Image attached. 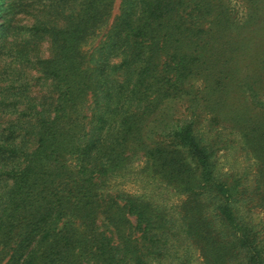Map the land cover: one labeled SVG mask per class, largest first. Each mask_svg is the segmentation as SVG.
<instances>
[{
    "label": "trees",
    "instance_id": "1",
    "mask_svg": "<svg viewBox=\"0 0 264 264\" xmlns=\"http://www.w3.org/2000/svg\"><path fill=\"white\" fill-rule=\"evenodd\" d=\"M114 1L23 10L0 0V264H190L194 249L205 264H264L246 208L264 207V14L247 27L254 12L240 18L220 1L121 0L108 24ZM251 4L260 10L264 0ZM22 12L31 27L15 25ZM29 68L46 94L29 87ZM186 96V125L152 140L148 121ZM218 125L258 160L249 199L242 177L216 172L208 134ZM140 151L184 196L174 211L124 194L123 205L102 200ZM100 215L115 231L102 230Z\"/></svg>",
    "mask_w": 264,
    "mask_h": 264
},
{
    "label": "rangeland",
    "instance_id": "2",
    "mask_svg": "<svg viewBox=\"0 0 264 264\" xmlns=\"http://www.w3.org/2000/svg\"><path fill=\"white\" fill-rule=\"evenodd\" d=\"M214 4L220 3L227 4L230 13L234 16L240 18H245L246 16L251 15L254 12V17L251 20L253 24H247V27L259 26L262 25L261 15L264 14V6L262 9H255L251 7V0H212ZM17 4L23 5L22 9L25 10L26 5L37 6L42 4H47V0H15ZM120 2L121 0H115L113 4L112 17L110 18L109 23L112 22V19L120 13ZM219 4V3H218ZM29 12H31L29 8ZM34 18L24 14L23 12L16 16L14 21L15 25L19 27H31L34 24ZM109 26V25H108ZM246 27V28H247ZM97 32L88 37L85 43L82 46V51L86 54L90 52L92 47H94L102 35L107 30V27L96 28ZM249 29V28H248ZM25 31V30H24ZM43 52L47 56L49 55V44L44 42ZM119 62L118 59L114 60V63ZM31 77L27 80V83L32 87L34 93L46 94L49 91L48 84L44 80L37 81L39 77L38 74L28 69ZM192 81L195 84V90L200 91V82L198 81L199 77H194ZM197 81V82H196ZM4 85V84H3ZM202 98V95H200ZM188 96L186 98H175L167 101L166 105H163L160 108L159 114L155 117H152L148 121V132L152 140H162L166 135L172 136V131L174 130L175 125L184 124L189 117H186L187 114L193 113L188 107ZM264 102V98H263ZM198 111V110H197ZM5 120V119H4ZM117 120L112 124L116 130ZM183 120V121H182ZM204 124L208 121H201ZM223 122V121H221ZM188 123V122H187ZM186 125V123H185ZM169 126V127H168ZM216 130L212 131L210 135L211 146L213 148V157L215 169L218 175L224 179L228 178H240L244 181L246 185V197L248 199L252 197V192L255 191V179L258 177L259 173V164L258 160L255 158L253 153L247 148L242 137L235 131L230 128L221 127V125ZM205 131V130H204ZM149 142V141H148ZM102 200H106L108 203L118 202L121 205L124 203L117 199L118 195L124 194L125 196L135 197L141 201H146L147 203L158 205L162 209H166L169 212L174 211L176 206H180L182 201H185L184 196L178 195L173 191L172 185L165 182L160 175L158 174L157 167L154 166L153 162L145 156L143 151H140L135 158H132L126 164L125 168L120 171V174L111 180L109 187L101 191ZM257 194V191H256ZM262 205V204H261ZM246 208L250 209V217L253 219L254 223L258 225L257 230L259 236L264 238V207L259 204L252 203ZM119 214L116 212V215ZM125 214V215H124ZM124 214H121V217L128 218L131 223H134V218ZM120 219V218H118ZM99 225L106 224L109 231H115L114 225L104 219V216H99L98 219ZM120 223V222H119ZM125 223V220L123 221ZM119 225V231L126 232L127 224ZM123 225V226H122ZM102 230L106 228L102 225ZM124 232L121 235H124ZM118 233V232H117ZM115 233L117 236L120 233ZM123 237H121L122 239ZM124 240V239H122ZM190 264H205L203 260L199 257V253L196 249L191 252Z\"/></svg>",
    "mask_w": 264,
    "mask_h": 264
}]
</instances>
